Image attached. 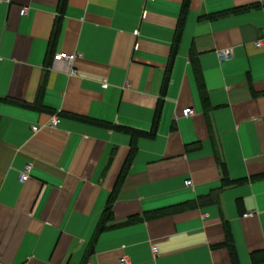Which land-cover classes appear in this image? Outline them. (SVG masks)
I'll return each instance as SVG.
<instances>
[{"label":"crops","instance_id":"crops-1","mask_svg":"<svg viewBox=\"0 0 264 264\" xmlns=\"http://www.w3.org/2000/svg\"><path fill=\"white\" fill-rule=\"evenodd\" d=\"M183 1L0 0V264H264V0H187L162 93Z\"/></svg>","mask_w":264,"mask_h":264},{"label":"built area","instance_id":"built-area-1","mask_svg":"<svg viewBox=\"0 0 264 264\" xmlns=\"http://www.w3.org/2000/svg\"><path fill=\"white\" fill-rule=\"evenodd\" d=\"M27 12V9L26 8H22L20 10V14L21 15H25V13ZM256 45L259 46L261 45V42H256ZM230 49H224L220 52V56H222L223 58H229L230 57ZM81 55L78 54V53H67V52H56L52 55V59L54 61H66L67 63L69 64H72L73 61L76 59V58H80ZM2 59V57L0 56V60ZM71 74H74L75 73V70L71 69L70 71ZM193 109L191 108H186L182 111V115L183 116H188L192 113ZM59 122V120L56 118V117H52L51 120L49 121V124L51 126H56L57 123ZM32 130L33 131H37L38 130V126H33L32 127ZM30 171H31V165H25L23 170L21 171L20 175H19V180L21 182L23 181H26L27 178L29 177V174H30ZM186 186H190L191 185V181L190 180H187L185 181L184 183ZM254 213L253 212H248V213H245L243 216L244 217H248V216H251L253 215ZM152 251L156 252L157 251V248L156 247H153L152 248ZM122 262L123 263H127V259H122Z\"/></svg>","mask_w":264,"mask_h":264},{"label":"trees","instance_id":"trees-1","mask_svg":"<svg viewBox=\"0 0 264 264\" xmlns=\"http://www.w3.org/2000/svg\"><path fill=\"white\" fill-rule=\"evenodd\" d=\"M186 5H187V0H184L183 1V5H182V9H181L182 10L181 14H183V15H181V17L179 19V23H178L176 31H175L172 51H171V54L169 56L167 69H166V74H165V77H164V80H163V84H162V93L165 91L166 86H167L168 72H169V68H170V65L172 63V60H173V57H174V54H175V49H176V45H177V42H178V38H179L180 30H181V25H182V21H183L184 11H185ZM202 94L204 95L203 91H202ZM158 113H159V106H158L157 111H156V117L158 116ZM155 121H156V119H155ZM148 134L151 135V136L154 134V126H153V129ZM111 204H112V198H109V201H108V203H107V205H106V207L104 209V212H103L102 221L99 224V226L97 228V231H96V234H95V236L93 238V242L96 240V237H97L98 233L105 228V221L111 215ZM92 249H93V244L91 245V249L90 250L92 251Z\"/></svg>","mask_w":264,"mask_h":264}]
</instances>
